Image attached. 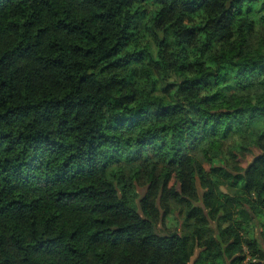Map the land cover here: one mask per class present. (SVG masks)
I'll use <instances>...</instances> for the list:
<instances>
[{"label":"trees","instance_id":"1","mask_svg":"<svg viewBox=\"0 0 264 264\" xmlns=\"http://www.w3.org/2000/svg\"><path fill=\"white\" fill-rule=\"evenodd\" d=\"M197 249L264 264V0H0V264Z\"/></svg>","mask_w":264,"mask_h":264},{"label":"rangeland","instance_id":"2","mask_svg":"<svg viewBox=\"0 0 264 264\" xmlns=\"http://www.w3.org/2000/svg\"><path fill=\"white\" fill-rule=\"evenodd\" d=\"M245 140L243 139L242 136H235L233 138H231L226 144H225V148H224V154L227 156L230 154L233 146H235L236 144H238L239 141ZM252 157H249V160ZM244 165V164H243ZM221 166V165H219ZM227 167L232 168L234 165L232 163L231 158L229 157V160L227 161L226 164ZM207 167V166H206ZM197 189H198V194L200 197H202L204 195V190L202 189L201 183L198 181L197 182ZM220 190L222 192L228 193L230 196H238L240 194V190L237 188H230L228 186H222L220 187ZM197 206H201L203 208V210H205V205L202 201H199L196 203ZM172 209H173V213L171 216H169L165 222H161L158 226V231L160 233H168V232H173V231H177L179 233L183 234H190L192 232V228L193 225L195 223L194 220H187L186 219V215L181 214V209L180 207H178V205H176L175 203L172 202L171 205ZM246 210H249L248 207H245ZM238 211V210H237ZM206 212V211H205ZM235 213V210L233 211ZM207 214V213H206ZM235 220H239V221H243L242 218H239V215L236 214L235 215ZM252 221L251 222V227L249 229L250 232L253 233V235H255L256 238L260 237V232H261V222L260 220H257L254 216H252ZM211 226L214 228L216 227V223L215 222H211ZM199 253V250L197 249L195 251V255L192 258L191 264H193L194 260L196 259L197 255Z\"/></svg>","mask_w":264,"mask_h":264}]
</instances>
